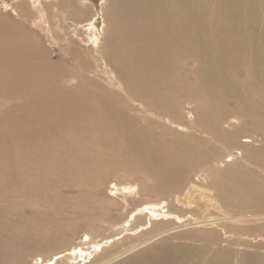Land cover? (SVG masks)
Returning <instances> with one entry per match:
<instances>
[{"label": "bare ground", "instance_id": "1", "mask_svg": "<svg viewBox=\"0 0 264 264\" xmlns=\"http://www.w3.org/2000/svg\"><path fill=\"white\" fill-rule=\"evenodd\" d=\"M106 1L101 28L86 24L93 54L62 66L54 57L75 52L53 26L63 9L72 21L85 13L69 0H33L32 15L25 0L2 1L15 16L0 13V178L13 182L0 192V264H264V178L222 160L242 149L264 166L250 145L261 138L242 135L245 123L264 130V0ZM20 20L68 47L51 58ZM88 59L118 94L86 104L52 89ZM136 105L144 129L124 114ZM183 117L194 135L177 134L174 149L154 134ZM71 153L100 177L55 181ZM131 160L139 182L100 171Z\"/></svg>", "mask_w": 264, "mask_h": 264}, {"label": "rangeland", "instance_id": "2", "mask_svg": "<svg viewBox=\"0 0 264 264\" xmlns=\"http://www.w3.org/2000/svg\"><path fill=\"white\" fill-rule=\"evenodd\" d=\"M2 1L6 2L7 4L11 3V0H0L1 16H6V17H10V18L14 17L15 14L12 12L11 9H9V6H7V9H6L8 13H6L4 11L5 7H4V4L2 3ZM25 1H26V3L29 2L30 5H29L28 10H30L29 11L30 15H32L34 10L32 9L31 2L33 0H25ZM34 1H36V0H34ZM68 3L73 7L75 6L79 11L84 12L86 17H85V19H81V21H77V20L72 21L68 18H64V16L66 15V9H63V12H65V13L61 14V20H60V25H59L61 30L56 29L57 26L56 27L53 26L52 32H53L54 36L57 38V40H60L63 37V32H65L66 35L68 36V38L70 39V42H71L69 44L70 48H67V49L68 50L70 49V50H72V52H75L73 55L70 56V59H68V60L65 59V57L63 56V54H62L63 52L60 53L59 58L54 57L55 59L58 60V63L60 66L63 65L61 63V60H63V59L65 60V64H67V62L69 63L71 60H74V59L77 60L78 58H81L78 55V53L79 54L87 53L89 55V58H90V55L93 54V53H89L92 51L91 48L93 47V45L89 42V36H88V30L89 29L86 26L89 24V22L91 20L93 21V19L96 18L95 22L96 23L98 22L97 27L99 29L101 28V25L103 22L102 13H103V10H104V7H105L107 1L105 0V2H102L101 0H69ZM88 19H89V21H88ZM20 22L22 24H26L22 20H20ZM29 23L30 22H28V24H26L25 27L28 28L29 30H31V32H34L38 35L39 39L37 38V40L40 44H42L47 49L51 50V52L49 53L51 58H53L52 55H54V53H56L59 49H63V47H68L67 45H65V42H63V41H58V42H60V44H58V43L56 44L55 41L49 42L48 39H46L45 37L42 36V32L40 30H38L36 27H34L32 23H30V24ZM88 60H89L88 61L89 64L92 66V68L88 67L84 72H81V77H79V79H78L77 75H74L71 73L69 75L75 77V80H73L69 84H65L64 79H62V80L59 79V81H57L55 83V85H53L54 87H52V89L53 88H55V89L60 88L61 90L59 91V93H66L69 95H74V96H76V98L81 97L79 100L82 99V101L86 102V104L95 103L96 98H97V96L101 90L106 91L107 94H108V92L118 94L117 91L111 90L108 87L107 79L104 78V76L97 70L96 67H93V64L91 63L92 60L91 59H88ZM187 67H189V66L187 65ZM60 70H64L65 72H68L67 69H63V68ZM77 72H79V71H77ZM61 96H64V95H61ZM182 107H183V105H180V108L182 109V111H184ZM139 110H140V107H138V105H136L135 107H126V108H124V114L127 117H131V118L135 117L136 123L138 121H139V124L142 122L140 125L143 128L144 127L143 125H145V122L147 123V121L150 120V118L148 117V115L146 113L143 114L144 118H140ZM182 111L180 110V112H182ZM146 118H147V121L145 120ZM152 119L158 120L159 118L154 117ZM182 120L183 121L180 122L179 126L172 127L173 129H175V131L170 129L171 132L165 131V133L163 134L162 131H159L158 129H154L153 132L155 135H159L161 137V139L163 137L165 144H170L174 149L175 144H176L174 137L178 136L177 134H179V135L184 134L185 136L190 135V134L194 135L193 130H195V128L186 126V123H188V120L186 118L183 117ZM158 121H159L158 123L156 122L158 126L164 125L166 128L171 127L172 125H175L174 123L167 122L166 119H159ZM134 124H135V122H134ZM221 125L225 126L226 123L224 124L221 121ZM147 127H148V125L146 126V129L149 131V128H147ZM243 127L246 129L243 130L244 133L242 135H245L246 137L251 136L252 138H254V137L261 138V141L258 140L259 141L258 145H252V144H250V145L253 146V147H251V148H253V150H259V151H262L264 153V130H262L258 127H253V129L247 128L248 123H245V125H243ZM255 144H257V143H255ZM89 148L90 147H87L86 149H81V152L83 150L88 151ZM240 150H242V149H237V150L234 148L231 149L229 151L230 155L225 153L224 157H222V160L225 162H229L230 160H233L235 163L238 162L239 163L238 165L243 166L245 171H248L249 174L256 175V176L259 175L260 177L264 178V166H263L262 170H260L261 168L258 165V162H257L258 160L251 159V158H249V156H243L242 154L243 153L245 154V151L242 150L243 153L241 154ZM71 154H73V153H71ZM71 154H69L70 156L68 158L59 159V163L61 164L62 169L59 171V173L57 175L54 176L55 181L60 180L62 182V183L61 182L60 183L64 185L65 183L68 182V177H70V178H72V177H100L99 176L100 173L96 175L95 172H94L93 176H90V172H87L88 166L85 164V162H84L85 159L83 158L81 153H80L81 154L80 156H81L82 160H80L78 154H73V155H71ZM247 154H248V152H247ZM1 160H2V158L0 159V161ZM217 161H218L217 166H216V162L213 164H215L216 168H220L222 162L220 161V159H218ZM119 164H122V162ZM112 167L114 169L112 168L113 170H111V171H109L107 168H105L103 170H102V168L100 169V171H104L105 173H108L107 177H110L108 179L109 182L119 183L120 181L121 182H128L130 180H133L135 182H139L140 181L139 178L142 177V176H139L140 174L138 173V171H136L137 168L135 166V163L132 160L127 161V163L123 164L122 167H120V166L117 167V165L115 163ZM204 168H205L204 165H197V167H195L190 172V175L188 177L189 181L186 185H188V184L190 185L193 182L195 183L196 177H199L200 175L202 176V172H203ZM212 168L215 169L214 165ZM93 170L99 171V167H96ZM206 175L207 174L205 173V176ZM137 177H139V178H137ZM144 181H146V180H144ZM106 182L107 181H103V183H106ZM12 183H9V181L6 179L0 178V192L5 193V192L11 191L13 188ZM143 184L146 185L145 183H143ZM108 186H110V185H108ZM59 188H60V186H59ZM103 190H104V188L101 189L102 193H104ZM62 192L64 195H66V197H68L72 193V191H70V190H64ZM104 194L109 195L111 193L109 192V190H106V192ZM170 200H173V199L172 198H166L165 200H163L161 202L160 206L165 207V205H167V202H169ZM26 203H28V202H26ZM28 204H30V203H28ZM21 209H23V207H20V210ZM25 214H27V212H25ZM83 231L84 230H82V232H80V234H79L80 237L82 236ZM221 244L223 245V243H221ZM77 248L78 247H75V250ZM236 248L240 249L243 247L239 246Z\"/></svg>", "mask_w": 264, "mask_h": 264}]
</instances>
